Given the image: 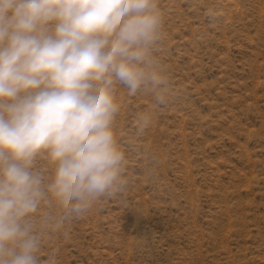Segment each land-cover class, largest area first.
<instances>
[{"label": "rangeland", "instance_id": "obj_1", "mask_svg": "<svg viewBox=\"0 0 264 264\" xmlns=\"http://www.w3.org/2000/svg\"><path fill=\"white\" fill-rule=\"evenodd\" d=\"M0 264H264V0H0Z\"/></svg>", "mask_w": 264, "mask_h": 264}]
</instances>
